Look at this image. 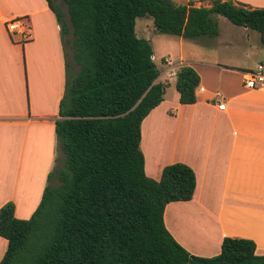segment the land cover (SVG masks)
Here are the masks:
<instances>
[{
    "label": "trees",
    "instance_id": "obj_1",
    "mask_svg": "<svg viewBox=\"0 0 264 264\" xmlns=\"http://www.w3.org/2000/svg\"><path fill=\"white\" fill-rule=\"evenodd\" d=\"M61 28L66 81L55 122L64 161L47 176L41 200L28 219L0 207V264H264L249 239L225 237L212 257L190 254L167 230L168 203L192 199L196 178L184 163L145 174L141 123L164 95L150 40L136 20L150 17L158 33L200 41L215 38L218 17L259 35L264 9L233 0L209 7L173 0H45ZM66 7V13L63 11ZM75 67V72H72ZM200 77L179 67L175 89L181 105L196 103ZM57 162V159H55ZM57 181V184H53Z\"/></svg>",
    "mask_w": 264,
    "mask_h": 264
},
{
    "label": "crops",
    "instance_id": "obj_2",
    "mask_svg": "<svg viewBox=\"0 0 264 264\" xmlns=\"http://www.w3.org/2000/svg\"><path fill=\"white\" fill-rule=\"evenodd\" d=\"M173 1L209 7L212 0ZM233 1L264 9V0ZM16 18L27 20L22 33L6 28ZM219 28L217 37L199 41L215 49L216 55H205L200 61H183L184 42L191 40L174 36L176 41H167L170 47L179 46L180 55L174 60L169 54L163 58L168 57L177 70L188 65L199 75L197 100L181 105L175 77L165 82L163 101L141 123L144 170L154 180L160 179L165 166L176 162L194 171L192 199L168 203L164 210L167 230L190 254L215 256L222 240L231 237L252 240L255 254L264 255V90L244 86L247 72L262 62L241 66L233 56L220 54L225 46L242 43L245 47L257 37L252 30L236 26L228 29L232 36L222 39L220 24ZM63 40L45 0H0V145L10 143L11 159L22 170L11 176L36 178L27 181L29 189L21 199L7 193L0 201V207L10 200L14 203L15 217H21L18 209L23 208L29 209L23 218H29L41 200L49 172L64 161L55 135L66 81ZM234 75L238 83L232 81ZM162 81L159 74L155 82ZM217 94L224 110L217 108ZM165 123L168 127L162 130L160 124ZM162 131L170 139L159 143ZM1 239L0 250L5 252L7 241Z\"/></svg>",
    "mask_w": 264,
    "mask_h": 264
},
{
    "label": "rangeland",
    "instance_id": "obj_3",
    "mask_svg": "<svg viewBox=\"0 0 264 264\" xmlns=\"http://www.w3.org/2000/svg\"><path fill=\"white\" fill-rule=\"evenodd\" d=\"M63 11L66 13V7L65 6H63ZM23 20L27 23V20L22 19V21ZM218 22H219V24L223 30L222 39H226V38L232 36L230 30H228V29H230L231 27H236V26H233L231 23H229L223 17H218ZM135 32H136L137 37H139V38H143V39L149 38L150 41L152 40L151 44L153 46V51H154V62L156 64L158 70L160 71L161 81L163 80L162 83L165 84L166 81L171 79L168 76V72L170 69L168 61H170V59L168 57H166V58H163V57L165 55L169 54L170 58L173 60L179 58V55H180L179 54V52H180L179 46L176 44V45H173L170 47L167 44L168 40L176 41L175 40L176 38L174 36H169V35L158 33L157 28L153 25L152 19L150 17H147V16L138 18L136 20ZM253 33L256 35L255 37H257V38L255 40H252L247 46L243 47L242 43H238V45H236V43H235L234 46H225V52L226 53L223 52L220 54H222V55L228 54L229 56H233V58L236 61H238L241 66H252L257 62H262V64H264V45L261 44L260 41L258 40L259 39L258 33L255 31H253ZM62 37H63V35H62ZM69 38H70L69 35L65 36V39H69ZM66 49H67V55H68L69 61L74 66V62L72 60V51H71L68 44H66ZM252 51H257V54H256V57L253 56L250 58L247 55H250V53ZM205 55H208V57L212 56V55L215 56L216 50L213 48H209V47L205 46L202 42H199V41H193L192 40V41L184 42V47H183V56H184L183 61L184 62L200 61L202 58L205 57ZM66 59L67 58L65 57V62L67 61ZM76 69L77 68L75 67V69L72 72H75ZM232 81L235 83H238L239 82L238 76L234 75V77L232 78ZM160 126L162 127V130L163 129L165 130V128L168 127L166 123L160 124ZM163 132L166 134L165 131H162V133ZM164 133L162 134V136L157 138L159 143H161L167 139H170V138H168L169 136L168 137L165 136ZM145 137H146V133L144 135V140H145ZM183 143H185V142L182 141V144ZM179 144L181 145V142ZM144 146H145L144 141L142 140V146H141L142 150H144ZM8 147H12L10 145V143L5 144V145H3V144L0 145V201L6 197L7 193L9 195L13 194V195L17 196L19 199H21L23 196L27 195V191H28L27 189H29L28 188L29 185H27V181L28 180L35 181V179H36L35 177L32 176V177H28V179L26 181V179H23L17 175H14V177L11 176V174L12 175H13V173L16 174L17 171H18V173H20L22 170L18 169L19 165L16 163V161L14 163L13 159H11V158H13L14 154L11 153L12 150L10 148L7 149ZM156 147H157V145H156ZM15 153H16V150H15ZM160 155L162 157V153ZM61 161L62 160H60L59 163H56L55 165L57 167H61L62 166ZM11 165H12V167H11ZM53 184H57V181H53ZM27 210H29V209L19 208L18 214H20L21 217H17V218L28 219V218H23V216H25V214H27ZM190 226H191V228H195L191 224L189 225V227ZM1 241H5V240L1 239ZM1 243L2 242H0V246H1ZM3 250L4 249L0 250V259L2 257L3 252H4Z\"/></svg>",
    "mask_w": 264,
    "mask_h": 264
},
{
    "label": "built area",
    "instance_id": "obj_4",
    "mask_svg": "<svg viewBox=\"0 0 264 264\" xmlns=\"http://www.w3.org/2000/svg\"><path fill=\"white\" fill-rule=\"evenodd\" d=\"M6 28L9 32H20L22 33L25 30L24 22L21 18H16L8 21L6 23ZM170 66L168 76L173 78L177 73V66L174 65L173 62L168 61ZM244 86L249 89H263L264 90V65L258 64L252 71L247 72L246 77L244 79ZM219 98V100H218ZM219 103L217 104V108L219 110L225 109V103L220 98V95L217 94L216 98Z\"/></svg>",
    "mask_w": 264,
    "mask_h": 264
},
{
    "label": "water",
    "instance_id": "obj_5",
    "mask_svg": "<svg viewBox=\"0 0 264 264\" xmlns=\"http://www.w3.org/2000/svg\"><path fill=\"white\" fill-rule=\"evenodd\" d=\"M157 30H159V28H157Z\"/></svg>",
    "mask_w": 264,
    "mask_h": 264
}]
</instances>
